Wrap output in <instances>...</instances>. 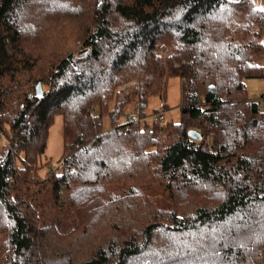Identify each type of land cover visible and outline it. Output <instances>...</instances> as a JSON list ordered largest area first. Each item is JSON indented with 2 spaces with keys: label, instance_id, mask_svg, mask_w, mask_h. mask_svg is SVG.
<instances>
[{
  "label": "trees",
  "instance_id": "16d2710c",
  "mask_svg": "<svg viewBox=\"0 0 264 264\" xmlns=\"http://www.w3.org/2000/svg\"><path fill=\"white\" fill-rule=\"evenodd\" d=\"M74 4L87 54L47 57ZM262 61L253 0H0V264H264V95L245 86ZM174 77L180 121L142 127ZM131 103L138 120L120 123ZM56 116L72 151L51 172Z\"/></svg>",
  "mask_w": 264,
  "mask_h": 264
},
{
  "label": "rangeland",
  "instance_id": "374dc122",
  "mask_svg": "<svg viewBox=\"0 0 264 264\" xmlns=\"http://www.w3.org/2000/svg\"><path fill=\"white\" fill-rule=\"evenodd\" d=\"M254 3L258 8L264 9V0H253ZM78 5V7H77ZM75 10H82L84 13H68L71 8H65L62 14L67 13L65 16V19L60 21L57 25L52 24V29L54 32H56L57 35L51 36L48 44H45V48H43V53L48 57L51 54L56 56L58 53L60 54V51L62 52V55L66 52H71V54L76 55L78 58L84 56L86 51V47L81 42H77L76 38L79 32L81 31L82 27L86 25L87 22H83L86 18L87 10H85L83 5L74 4ZM61 14V13H59ZM57 18V15L52 14L51 20L55 21ZM62 23V24H61ZM163 53L165 51V48H163ZM87 52V51H86ZM60 57V56H59ZM262 65H264V61L261 62ZM37 86V85H36ZM245 86L247 90V95L249 98L252 99H259L260 95H264V78L260 79H246L245 80ZM36 88V87H35ZM19 101L13 100L11 103ZM163 103L165 106H163ZM135 103H131L128 107H126V114L119 120L120 123L126 121L127 119L131 118L132 120H138L136 109H135ZM179 105H180V82L179 79L169 78L167 85H166V94L165 99L161 100L158 97H150L148 99L147 106L144 110L145 116L143 118H140V124L142 127H144V121H146L147 126H151L153 121L155 123H160L159 121L155 120L157 117L156 115L163 113V122H169L170 123H178L180 120V114H179ZM161 108V109H160ZM264 113V109H263ZM162 122V121H161ZM164 123H160L161 125ZM167 124V125H168ZM194 126V125H192ZM109 127V117L108 115H104L102 118V130L105 131ZM190 130V129H189ZM209 137V136H208ZM202 137L200 136V139ZM209 140V138H207ZM72 151L71 149H67L65 151L64 144H63V138H62V129H61V117L56 116L53 122V125L49 129L46 148L39 157V165L43 163L44 165L47 164L49 166V170L51 172L58 170L59 168L63 167L64 161L62 159L63 155H68ZM14 155H16V152H13ZM19 155H24L23 153H20ZM21 167L19 160H17V166ZM59 166V167H58ZM51 167H55V170H51ZM40 169V170H39ZM39 170V171H38ZM38 174H35L36 178H45V172L46 169L44 167H39L37 169ZM125 185V184H124ZM148 186H151L147 183ZM145 186V187H148ZM138 187L142 188L143 186L138 185ZM155 193L152 192V194L161 193V190L158 191L151 188ZM157 201L166 203L165 197H158L156 198ZM45 207L43 208V211L45 214H48L50 212V208L45 204ZM62 215H56L57 213H52L53 216H55V221H60L59 228L57 231L61 232V238L65 235L64 231L67 232L68 229H74L76 220L74 219V211L73 208H66L64 205L63 209L60 211ZM46 223H50V221L45 220ZM43 242V241H37V243ZM33 250V249H32ZM31 250V251H32Z\"/></svg>",
  "mask_w": 264,
  "mask_h": 264
},
{
  "label": "water",
  "instance_id": "95a60500",
  "mask_svg": "<svg viewBox=\"0 0 264 264\" xmlns=\"http://www.w3.org/2000/svg\"><path fill=\"white\" fill-rule=\"evenodd\" d=\"M84 52L86 53V51H84ZM35 91H36L37 97H40L42 95V90H41L40 84H37ZM187 134L190 138H193L194 140H200V135L194 130H188Z\"/></svg>",
  "mask_w": 264,
  "mask_h": 264
},
{
  "label": "built area",
  "instance_id": "2783aa9c",
  "mask_svg": "<svg viewBox=\"0 0 264 264\" xmlns=\"http://www.w3.org/2000/svg\"><path fill=\"white\" fill-rule=\"evenodd\" d=\"M14 104H15V102H13ZM162 115H163V113L161 112V114H159V115H156V117L158 118V119H161L162 118ZM59 167V166H58ZM51 170H55V167H51Z\"/></svg>",
  "mask_w": 264,
  "mask_h": 264
},
{
  "label": "crops",
  "instance_id": "0c3cea01",
  "mask_svg": "<svg viewBox=\"0 0 264 264\" xmlns=\"http://www.w3.org/2000/svg\"><path fill=\"white\" fill-rule=\"evenodd\" d=\"M250 99H252V98H250Z\"/></svg>",
  "mask_w": 264,
  "mask_h": 264
}]
</instances>
